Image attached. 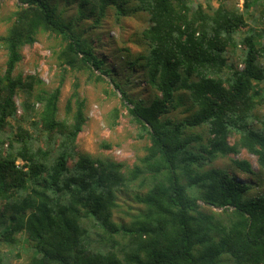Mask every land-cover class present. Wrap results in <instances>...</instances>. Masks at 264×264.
I'll return each instance as SVG.
<instances>
[{
	"label": "trees",
	"instance_id": "1",
	"mask_svg": "<svg viewBox=\"0 0 264 264\" xmlns=\"http://www.w3.org/2000/svg\"><path fill=\"white\" fill-rule=\"evenodd\" d=\"M53 1L16 0L0 35V246L10 250L0 248V264L14 255L24 264H264V111L254 113L264 102V44L247 21L249 12L264 20V0H244L241 9L197 0H66L76 3L72 17ZM137 13L146 25L136 52L121 48L129 71L121 81L93 39L106 18ZM40 33L53 37L62 72L109 78L147 139L137 162L78 152L87 116L77 88L60 116L63 78L48 87L16 71L22 48ZM131 73L140 74L144 98L133 82L126 86ZM181 106L183 116L172 117ZM241 150L255 156L256 170L232 156ZM218 157L248 178L209 166ZM131 188L135 206L127 219L113 218L119 193Z\"/></svg>",
	"mask_w": 264,
	"mask_h": 264
},
{
	"label": "rangeland",
	"instance_id": "2",
	"mask_svg": "<svg viewBox=\"0 0 264 264\" xmlns=\"http://www.w3.org/2000/svg\"><path fill=\"white\" fill-rule=\"evenodd\" d=\"M204 6L210 2L212 6H217L221 2H225L227 6H236L242 8L244 0H197ZM58 4V8L65 12V15L72 17L76 12V3H70L66 0H54ZM16 0H0V35H3L7 26L10 23L9 16L15 9ZM112 16V15H111ZM114 17V16H113ZM248 25L259 33V42L264 44V20L258 19L254 21L251 13L248 14ZM86 26V24H82ZM146 25V17L142 13H137L128 17H124L120 21L114 18H106L101 27L98 28V35L93 39L95 48L103 55L109 66L117 71V77L120 78L125 74H129L126 69V64L120 63L121 58H124V51L121 50L123 46H127L132 52H136L139 48L136 47L134 41L137 40V32ZM123 41V42H122ZM53 37L48 34L40 33L37 39L31 45H25L22 50V59L19 62L16 71L21 72L23 75L34 74L37 75L46 86L51 87L57 83L62 77L63 85L59 97V115L62 116L67 97L76 87L79 95L85 100V113L87 116L86 122L77 136L76 150L82 153H89L91 155H104L111 157L114 160L124 162L128 167L137 162V159L144 154V146L147 143L145 137L141 138L137 127L130 122L129 117L126 116L125 109L120 105V93L114 89L108 77H104L105 81L97 79L93 74L88 71L81 70H67L63 71L57 66L54 57L51 54L52 47L55 46ZM117 42V43H116ZM113 43L114 45H112ZM5 50L0 45V70H3L5 63ZM261 65L264 68V55L259 58ZM241 66V64L239 65ZM126 70V71H125ZM98 74L97 71H95ZM140 74L131 73L129 82L126 86L132 88V83L135 85L136 96L145 97L146 93L140 79ZM113 88V89H111ZM113 90L115 92L112 93ZM263 94V91L261 92ZM18 104V100H16ZM117 108V112H116ZM183 107H179L172 112V117L183 116ZM264 111L263 105L257 107L254 111L255 114L260 115ZM20 113V110L18 111ZM253 126H257L256 121H252ZM231 142V139H230ZM107 143L109 147L103 145ZM236 158L247 159L253 169H257L255 156L241 150L237 155H232ZM18 165L22 161H17ZM209 166L216 168H223L232 172H237L233 167L228 157H218L212 160ZM237 176L246 180L248 177L242 173H236ZM254 181L256 179L254 178ZM260 189V188H259ZM255 191L258 189L255 187ZM261 190V189H260ZM136 188H131L128 191L119 193L118 203L119 208L113 212V218L127 219L126 211L135 206L133 200V192ZM2 201H0V206ZM18 242L16 246L18 247ZM1 249L10 250L8 246L1 245ZM22 251L21 247H18ZM21 253V252H20ZM22 254V253H21ZM11 256V255H10ZM11 264H24V258L11 257Z\"/></svg>",
	"mask_w": 264,
	"mask_h": 264
}]
</instances>
